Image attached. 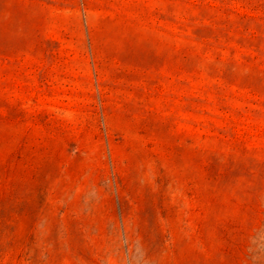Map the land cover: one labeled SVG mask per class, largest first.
<instances>
[{"label":"rangeland","instance_id":"rangeland-1","mask_svg":"<svg viewBox=\"0 0 264 264\" xmlns=\"http://www.w3.org/2000/svg\"><path fill=\"white\" fill-rule=\"evenodd\" d=\"M0 264H264V0H0Z\"/></svg>","mask_w":264,"mask_h":264}]
</instances>
